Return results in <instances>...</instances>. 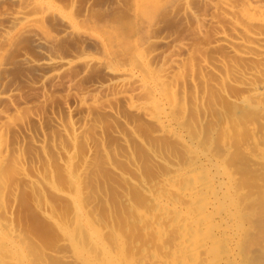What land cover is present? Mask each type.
<instances>
[{
	"label": "bare ground",
	"instance_id": "1",
	"mask_svg": "<svg viewBox=\"0 0 264 264\" xmlns=\"http://www.w3.org/2000/svg\"><path fill=\"white\" fill-rule=\"evenodd\" d=\"M5 2L0 6V175L11 160L20 184L13 183L12 197L31 180L23 171L29 159L48 158L50 152L71 158L78 144L86 145L88 154L104 158L114 152L123 158L133 143L165 171L150 186L143 180L136 185L154 211L160 252L144 249L127 259L114 238L106 244L101 229L86 219L79 178L91 168L89 162L80 177L67 179L79 232L57 247L70 254L55 248L48 262L264 264V0H119L104 21H85L88 31L53 0H0V5ZM24 35L32 37L40 58L22 50L7 61ZM89 75L96 77L85 81ZM220 99L232 109L223 108L227 114L221 118L231 113L234 122L249 120L250 135L242 136L250 140L240 144V154L225 139L228 127L220 130L214 120L222 112ZM142 129L150 130L152 145L162 141L172 150L162 155L141 136ZM105 158L103 165L109 163ZM69 160L64 168L71 166ZM106 166L118 173L111 163ZM251 176L259 182L252 184ZM1 180L3 206L9 189L5 193ZM10 227L0 220V264H36Z\"/></svg>",
	"mask_w": 264,
	"mask_h": 264
},
{
	"label": "rangeland",
	"instance_id": "2",
	"mask_svg": "<svg viewBox=\"0 0 264 264\" xmlns=\"http://www.w3.org/2000/svg\"><path fill=\"white\" fill-rule=\"evenodd\" d=\"M53 1H55V4L60 9H62L66 14H69L74 19L73 21L78 22L80 30L88 31L87 22L85 23V21H104L105 20L104 18L106 17V15L111 13V11L114 10V8L118 5L119 0H53ZM3 4L7 5V3L5 2V3H1L0 6L4 7L5 5H3ZM67 8H69V10ZM70 8H71V10H70ZM72 14H74V17ZM46 21L49 25H51L53 20L50 17H48L46 19ZM80 22L83 23L84 26L82 28H84V30L81 29L80 26H82V23H80ZM14 44L15 45H13V47L11 48V50L8 54L7 61H9V62L12 61L14 58H16V56L22 50L23 51L25 50V52H28V53L31 51L30 55H32L35 58H40V54L38 53V50L36 49L35 45L33 44L32 37H30L28 35H24V36L20 37L19 39H17ZM85 47H87V49L91 50L92 52L94 51V47H92V45H90V43H88V42L85 43ZM94 77H96V76L95 75H89L86 77L85 81H89L90 79H92ZM55 100L53 102H59V97H57ZM223 100L224 99H222V100L220 99V100L216 101L217 106L220 105L222 107L221 108L219 106V109L222 112H220V113L219 112L218 113L213 112V114H215V113L219 114V115H217V114L214 115L215 117L218 116L217 117L218 120L217 119H214V120L216 122L217 121L219 122L220 127L217 126V128H219L220 130L223 129V131H225V130H227L226 128L228 127V129L230 131H225V134H226L225 139L227 142L230 143V146L234 143L233 144L234 146H232L233 151H234L233 147L238 146L237 148L235 147V149H237V150H235V153L237 151L240 152L241 149L246 145L245 142H248L246 140H250L249 139L250 136H248L250 134H249V130L247 128L249 120H248V118H247V121L243 118H240L238 120H235V122H234V120L232 118L233 116H231L232 115L231 114L232 109L230 108V105ZM226 103L229 106L228 105H227V107L224 106V105H226ZM55 104H57V103H55ZM223 108H226V109L228 108L227 111L230 110L229 112H231L230 113L231 118H230L229 114H228L229 117L227 115L226 116L229 119H232L230 121H231V123L233 122L231 124V125H233L232 127H234L236 129V133H237V135L235 134L236 137L233 134V132L235 131L234 128H231L232 130L229 128V127H231V125L229 124L230 121L228 120V118L225 116L226 119H225V117H223L224 118L223 119L220 116V114L225 115L226 111H225V109L223 110ZM213 114H212V116H213ZM226 114H227V112H226ZM219 120H221V122L223 124L220 123ZM225 120H226V122H225ZM212 121H213V119H212ZM238 122L239 123L241 122L240 124H242L243 127L245 125L246 128L245 127L242 128L241 125H239L240 126L239 127ZM234 123L237 124V125L235 124L236 127H235ZM226 124H227V126H226ZM221 125L223 126V128ZM245 129H247L248 131ZM237 130H238V132H237ZM147 131L150 132V130H148V129H147ZM244 131H246V134H248L247 135L248 139L246 136H245V138L243 137ZM261 131L262 132L260 133V135H262V134L263 135L260 136V143H262L264 145V143H263L264 142V138H263L264 137V130L261 129ZM139 132H141L140 134H142L141 135L142 137H145V139H147V142L151 143L152 138H150L148 136L149 132L147 134L146 129H144V131H143V129L141 131L139 130ZM239 133H241L240 137L238 136ZM242 134H243V136H242ZM227 135H228V138H227ZM230 135H232V136L230 137ZM241 136L243 138H241ZM147 137H149L151 140H149V138H147ZM262 138H263V140H262ZM237 139H239V140H237ZM241 139L242 140L246 139V140L242 141ZM108 140H111V142ZM234 140H237L238 142L240 141L239 144L237 145V142ZM107 141L110 144L112 143L111 145L114 144L113 143L114 141L112 139H107ZM157 142L159 143L160 141H156V142L153 141V143L156 146L154 144L152 145V143H151V145L156 147V149L159 148L157 150H159L162 153V155L163 154L165 155V153H167L166 149L172 150L171 148L170 149L167 147L165 148L166 145L163 146L161 144L162 141L160 142V147H161V149H160ZM244 143H245V145H244ZM163 144H165V143L163 142ZM240 144H243V146L241 145L242 148H241ZM131 145H133V147L131 146V148H130V149H132V152L129 151L131 154L128 152L129 153L128 155H131L130 156L131 160L127 157L128 155L124 151H122V152H124V154H126V155L125 156L123 155V156L127 157L128 159L124 158V157L120 158V156H117V155L116 156L118 158L116 156H113L112 155L114 153L113 150H112V152H113L112 154L105 156L107 158L109 157V160H107L104 157L107 160L106 162H109L108 164L111 163L112 167L114 169H116V171L118 172L115 174L116 176L113 173H111L110 169H109L110 171L108 169H106V168H108V166H106L108 164L103 165L104 158L101 156L102 154H100V153H97V154L94 153L93 154L91 152L94 156V158H92L93 156H90L91 153L89 152V154H88V151H89L88 147L84 144H80V145L78 144L75 147L76 149L73 150V152L72 151L70 152V150L66 149L71 153V155H70L71 158H68V155L66 156V154H64V152H62L63 156L65 155L67 158L65 156L63 157L62 155L56 156L55 153L53 156V153L51 154V152H50V153H48L49 155L47 154L48 156H46L48 158H43L41 160H33L31 162H30L31 159H29L28 160L29 163L26 162L23 165V171L25 172V173L24 172L23 173L27 176V178L29 177V179H31L30 180L31 182L34 181L33 182L34 184L30 183V181H28V183H27V181L22 182L21 183L22 189H20V188H19L20 190L17 189L15 192V196L13 194V197H12V194L10 193V191H11L10 188H13L14 184L18 185V183H16L17 181L19 182V180L16 178V176L18 175V170L14 164L11 165V163H12L11 160L8 163H6L7 165H4V167H6V169L3 167L4 171L2 170L3 172H2V175H0V177L1 176L3 177L5 175L6 178L4 176L3 178L1 177L0 179L3 180V184L5 181L7 182V184L5 182V185H7V186L4 185L5 189H6L4 191H5V193L6 192L8 193V191H9V193L7 196H5L3 193V196H5V197H3V199L1 198V200L4 202L3 203L1 202V205H3V206H0L1 212L3 213V215L0 214V220L3 221L4 223L8 224L9 227L11 226L10 228H12V230H14V232H16L17 235H20L21 243L22 244L24 243L23 246L25 248L27 255L29 256V258L33 259V261L36 264H37V262H39L40 264L41 263L42 264H49V263L54 264L55 262H57L55 259H54V261L48 262L50 260L49 259L50 256L48 254L53 253L54 251H56L57 253H60L61 250H64V253H66L68 250L62 249L61 248L62 244L67 242L66 241L67 237L75 236L76 234H78L79 231L78 232L75 231V223L73 225L74 209H73V204L71 202V197L73 196L74 190H73V187L71 186L72 183L70 182L71 184H69L68 180H70L69 176L80 177L81 173L84 172V166L89 164V162H90L91 168L88 165V167L90 169L86 170L87 173H86V171L84 172V174L82 173V177L79 178L80 183H81V193H82L80 202H81V205L83 204L82 207H83L86 219L91 221V222H94L96 224V226L99 229H101L102 238L105 241V243L109 244L106 241L107 240L112 241V238H114L116 246H120V248L122 250V255H124V257L127 259L137 258V257L141 256V252H143L144 249L158 250V251L160 250V242L156 237V231H155L156 227H155L154 222H152V220H153L152 217H153L154 211L149 206L150 203L148 201H146L147 200L146 197L143 195V193L141 194V191L138 189V187L136 185L138 184L139 180L140 181L143 180V182H145L147 185L149 183H151V184L156 183L160 177L158 175H162L165 171H163L164 170L163 166L160 167V166H158L157 163H155V164H157V166H156V165H154V162L152 164V161L149 160V157H147L148 155H146L147 152L144 153L145 149L143 150V148H142V151H141V148L138 147V145H135L133 143ZM114 146L116 147L117 145L115 144ZM162 147H164L165 149L164 148L162 149ZM27 148H29V147H27ZM116 148L120 149L119 147H116ZM238 148H240V149H238ZM135 149H137V150H135ZM24 150H25V152L27 151L29 153V149L24 148ZM60 154L61 153H58L57 155H60ZM98 154H100V155H98ZM237 154H240V153L237 152ZM64 158H66L65 159L66 161L62 162V161H64ZM121 159H123V160L127 159V160L123 161ZM68 160L70 163L72 161L71 166L69 164L70 169L64 168V166H63V165H65L64 163H66ZM128 160H130L129 163H128ZM143 160H145V161H143ZM106 162L104 161V163H106ZM61 163H62V165H61ZM85 163H87V164H85ZM114 165H116V166H114ZM71 168H72V170H71ZM64 169L65 170L68 169V170L65 172ZM11 170H13V171H11ZM90 170L92 172H94L95 174L94 173L92 174V172ZM74 171L77 173V175L75 174ZM102 171H105V172H102ZM107 171H108V173H107ZM8 173H11V174H8ZM71 173H73V174H71ZM117 174H119V175H117ZM84 175H86L87 177L84 178ZM252 176L249 178L250 181H252L251 183L252 184L257 183L258 180L256 182H253L254 180H252ZM156 178H158V179H156ZM2 180H1V183H2ZM39 181L42 183L43 187L41 186ZM261 183H263V182H261ZM3 184H1V186H3ZM36 184H37V186H36L37 188L38 187L39 188L41 187V188L37 189L36 187H34V185H36ZM151 184H149V186ZM19 185L17 187H19ZM8 186H10V187H8ZM135 186L137 189L136 188L134 189ZM3 187H1L2 190H3ZM43 188H44V190H42ZM256 188H257V186H256ZM53 189L56 190V192ZM50 190L52 192L54 191L53 193L57 197H55L51 193ZM59 190H61L62 192H60ZM47 191H49V192H47ZM55 193H57V194H55ZM61 195H63V196H61ZM58 196H61V197H58ZM10 197H12V198L15 197V199H12ZM64 200H66V201H64ZM67 201H70V203ZM2 208H4V209H2ZM89 210L92 211V212L90 211L92 214L89 213ZM92 218H94V219H92ZM150 223H152V224H150ZM66 233L68 234V236ZM110 237H112V238H110ZM64 238L66 240H64ZM104 238H106V240ZM22 239H23V241L25 239L26 242H23ZM62 239H63V241H62ZM59 244L61 246V247H59L61 250L57 247V245L59 246ZM140 248H141V250H140ZM26 249H28V250H26ZM53 249H55V250L53 251ZM32 251L36 252L38 257H42V259L43 260L45 259V261L44 262L41 261L40 260L41 258L38 259V257H36L38 261H35L36 258L33 256ZM91 251H92V249H91ZM45 253H46V256H45ZM68 253L69 252H67L66 254H68ZM72 253H73V251H71V254ZM34 255L37 256L36 254H34ZM93 255H95V253ZM51 260H53L52 257H51ZM59 264H61V263H59ZM75 264H86V262L82 260V261L76 262Z\"/></svg>",
	"mask_w": 264,
	"mask_h": 264
}]
</instances>
